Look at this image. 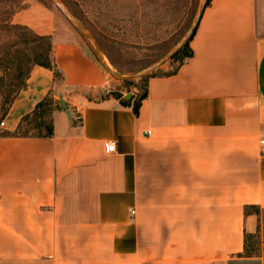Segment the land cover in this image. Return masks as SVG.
I'll use <instances>...</instances> for the list:
<instances>
[{
  "label": "crops",
  "instance_id": "0c3cea01",
  "mask_svg": "<svg viewBox=\"0 0 264 264\" xmlns=\"http://www.w3.org/2000/svg\"><path fill=\"white\" fill-rule=\"evenodd\" d=\"M43 25L53 69H30L1 123L59 110L49 138L0 136V264H264L244 213L264 210V0H208L192 56L147 78L137 115L74 96L104 73Z\"/></svg>",
  "mask_w": 264,
  "mask_h": 264
},
{
  "label": "rangeland",
  "instance_id": "374dc122",
  "mask_svg": "<svg viewBox=\"0 0 264 264\" xmlns=\"http://www.w3.org/2000/svg\"><path fill=\"white\" fill-rule=\"evenodd\" d=\"M59 1L78 20L84 31L94 38L107 67L119 76L134 75L172 51L189 30L201 2ZM39 9L47 13L49 18L42 15ZM46 22L56 27L58 40H76L101 67L107 81L104 88L94 92L73 91L74 96H84L87 101L98 103L109 96L118 95L121 97L120 101L127 102V94H133L129 98L131 99L144 91L148 77L171 74L179 64V60L169 59L146 76L125 82L119 81L101 65L93 43L76 30L51 0H0V123L13 99L24 87L25 79L37 62L38 55H42L41 61L45 56H49L50 60V37L43 34L46 30L39 29ZM40 37L45 39L39 40ZM49 116H28L27 119L24 117L13 132L0 127V136L43 134V128H38L37 124L41 121L47 123ZM249 212L255 213L254 210ZM255 215L257 227L252 235L245 237V255L264 259V211Z\"/></svg>",
  "mask_w": 264,
  "mask_h": 264
},
{
  "label": "trees",
  "instance_id": "16d2710c",
  "mask_svg": "<svg viewBox=\"0 0 264 264\" xmlns=\"http://www.w3.org/2000/svg\"><path fill=\"white\" fill-rule=\"evenodd\" d=\"M208 4V0L206 1L205 6ZM195 31V29H194ZM194 31L192 32L191 36L189 37V39L184 43V45L181 47V49L171 58V60H179V64L178 66H180L184 60L189 59L192 56V52L189 48V42L192 39V36L194 34ZM45 38L40 37L39 40H43ZM50 50V48H49ZM40 57H42V55H38L37 57V62L35 63V65L47 68V69H53L52 68V64L51 61L49 60V56H45L43 57V61L40 60ZM55 76L59 77V74L57 72H55ZM27 78V77H26ZM26 80V79H25ZM126 83H130V82H126ZM25 84V83H24ZM113 97L115 99H120L121 97L118 95H113ZM146 97V92L145 89L144 91L137 96L136 98H131L129 99V101H120V104L124 107L127 106H132V111L135 115H137L138 113V109L140 106L141 101ZM133 99V102L131 103ZM55 110H59V107L57 105H55V103L53 102V99L50 97L45 98L43 101H41L40 103L37 104L34 112L32 113V116H36L39 118H43L45 115H50L49 117V121L46 123L44 121H41L40 123L37 124L38 128H43L44 133L43 134H38V135H20V136H15V137H37V138H49L53 135V127H52V120H51V114L53 111ZM28 116L25 117V119H27ZM7 136H12V135H7ZM249 210H254L255 213H258L259 211H264V210H260L257 207H246L244 209V213L245 214H250ZM254 213V214H255ZM253 214V213H252ZM257 215V214H256Z\"/></svg>",
  "mask_w": 264,
  "mask_h": 264
},
{
  "label": "water",
  "instance_id": "95a60500",
  "mask_svg": "<svg viewBox=\"0 0 264 264\" xmlns=\"http://www.w3.org/2000/svg\"><path fill=\"white\" fill-rule=\"evenodd\" d=\"M53 2V4L55 5V7L68 19V21L76 28V30L82 35L84 36L86 39H88L90 42L93 43L96 54L98 56V59L101 63V65H103V67L108 71V73L110 75H112L115 79L125 82V81H130V80H134V79H139L143 76H146L148 74H150L152 71L156 70L161 64H163L165 61L171 59L180 49L181 47L184 45V43L189 39V37L191 36L192 32L194 31V29L196 28V25L200 19L201 13L205 7L206 1L207 0H201L197 14L189 28V30L186 32V34L184 35V37L180 40V42L174 47V49L172 51H170L167 55H165L162 59H160L158 62H156L155 64L149 66L148 68L134 74L131 76H119L114 74L103 62V57L100 53V49L98 47V45L96 44V42L94 41V38L86 33L84 31V29L82 28V26L79 24L78 20L61 4V2L59 0H51ZM130 94H127L125 99L129 100L130 98Z\"/></svg>",
  "mask_w": 264,
  "mask_h": 264
},
{
  "label": "built area",
  "instance_id": "2783aa9c",
  "mask_svg": "<svg viewBox=\"0 0 264 264\" xmlns=\"http://www.w3.org/2000/svg\"><path fill=\"white\" fill-rule=\"evenodd\" d=\"M0 127H3V123H0ZM262 144H264V141H262ZM103 149L106 154H112L116 150V145L112 141H105L103 143Z\"/></svg>",
  "mask_w": 264,
  "mask_h": 264
},
{
  "label": "bare ground",
  "instance_id": "6f19581e",
  "mask_svg": "<svg viewBox=\"0 0 264 264\" xmlns=\"http://www.w3.org/2000/svg\"><path fill=\"white\" fill-rule=\"evenodd\" d=\"M103 62H104V59H103ZM104 64L106 65V63L104 62ZM107 66V65H106Z\"/></svg>",
  "mask_w": 264,
  "mask_h": 264
}]
</instances>
